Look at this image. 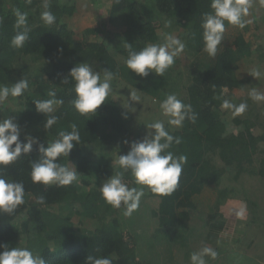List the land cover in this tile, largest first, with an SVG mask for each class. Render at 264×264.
I'll return each instance as SVG.
<instances>
[{"label": "trees", "instance_id": "1", "mask_svg": "<svg viewBox=\"0 0 264 264\" xmlns=\"http://www.w3.org/2000/svg\"><path fill=\"white\" fill-rule=\"evenodd\" d=\"M44 2L0 0V85L11 86L21 79L29 83L21 97L9 96L0 104V119L15 117L20 140L33 136L45 147L59 132L71 131V125L76 124L80 145L57 162L69 167L73 164L78 178L67 186L33 183L31 165L42 155L35 144L31 153L0 166V174L22 181L25 188L24 203L12 214L0 213V244L27 247L46 264H85L88 255L108 257L112 264H191L190 255L206 246L217 252L215 259L205 257L207 264H264L261 252L253 253L256 235L264 233V159L260 169L254 161L264 143V135L254 129L262 126L264 119L259 114L254 122L248 117L241 119L222 107L223 99L236 105L246 103L243 100L248 98L242 92L249 95L253 88L264 94L251 75L253 69L264 67V52L249 42L247 35L256 38V31L251 30L247 17L236 43L230 42L229 30L236 26L225 22L223 41L212 57L204 50L202 28L204 14L213 11L211 0H49V10L56 17L52 25L41 19ZM250 3L262 9L260 16L253 13L252 21L264 31V3ZM14 9L28 14L29 39L22 48H13L10 43L17 31ZM85 13L90 21L76 38L70 29L77 25V16L83 20ZM166 34L180 39L186 47L162 77L154 73L141 77L126 67L127 43L139 51L148 44H162ZM79 63L89 64L101 75L104 68L114 73L113 91L95 115H81L74 108V81L61 83ZM121 84L127 92L120 90ZM49 91H55L64 103L53 113L57 123L46 128L48 117L36 111L33 101L50 99ZM130 92L139 100L132 101ZM169 94L190 104L196 115L194 122L186 118L172 134L181 143L173 142L168 149L187 157L179 184L164 196L145 187L139 208L126 217L123 204L117 209L105 202L100 186L110 175L122 171L116 163L119 155L127 154L132 142L148 134L149 124L162 121L160 116L135 122L139 118L131 114V107L137 102L141 105L149 96L148 103L156 112L162 111L160 103ZM165 117L168 130L171 125ZM241 123L244 130L235 135ZM223 168L228 173L236 170V176L242 178L236 185L232 177L234 184L227 193L237 194L243 218L236 215L241 208L229 214L223 206L228 198L219 179ZM124 182L139 187L130 171L125 172ZM212 186H216L213 197L204 195L202 191ZM40 196L45 198L43 204L36 202ZM199 197L207 198L209 204ZM201 225L210 228L206 240L189 235L201 236L202 232H195ZM247 233L255 237L251 244L244 240ZM235 248L238 251L234 254Z\"/></svg>", "mask_w": 264, "mask_h": 264}, {"label": "clouds", "instance_id": "2", "mask_svg": "<svg viewBox=\"0 0 264 264\" xmlns=\"http://www.w3.org/2000/svg\"><path fill=\"white\" fill-rule=\"evenodd\" d=\"M119 2V0H117ZM264 3V0H261ZM41 13V19L52 25L56 21L55 15L49 10V0H45ZM212 12L205 13L202 19L204 50L209 56L214 57L218 45L223 41L225 22L244 28L248 23L244 18L251 7L250 0H211ZM16 17V35L11 39L13 48H22L29 39L28 14L14 9ZM128 57L125 60L126 67L141 77H147L150 73L163 76L174 64L175 58L184 51L186 45L180 39L171 34H166L162 44H148L143 49L135 51L131 44L127 43ZM255 79L264 73L259 69L251 72ZM74 81V92L76 98L73 100L74 108L81 114H96V110L104 104L112 93V80L114 73L104 68L103 75L95 71L89 64L79 63L74 66L68 76L61 83ZM29 83L26 79L8 85H0V104H3L9 96L21 97L28 89ZM254 101H264V94L253 88L249 93ZM50 99H39L33 101L36 111L47 115L46 128H51L57 123L58 117L53 115L56 106L62 105L64 101L56 98L55 91H49ZM131 100H139V97L130 92ZM222 107L231 110L233 115L243 114L247 109L246 103L233 104L228 99H223ZM164 116L169 117L167 123L177 128L183 126L185 119L195 121L196 115L190 104H185L175 94H169L160 103ZM126 118V117H125ZM154 130L139 141L131 143L130 150L125 155H119L116 161L122 171H116L110 175L100 186V193L105 202L119 209L124 205L123 215L131 217L139 208L145 187L151 192L164 196L170 195L178 186L182 169L187 161L185 155L176 156L168 151L173 142L181 143L179 137L169 134L163 121H156L148 125ZM20 126L15 117L9 116L0 119V166H7L16 161L21 155L29 154L33 145H37L41 155L39 160H34L31 165V180L33 183L44 185L56 184L67 186L78 178L76 167L58 163L60 156L69 157L70 152L80 145V134L76 124L71 125V131H61L58 138L54 139L45 147L33 136H25V141L20 140ZM127 143V141H125ZM131 172L134 183L139 187H130L124 182L125 172ZM25 188L22 181L6 179L0 174V213L12 214L16 208L24 203ZM37 203L43 204L45 198L37 197ZM240 218L244 216V209L236 212ZM0 264H46L45 259L35 255L27 247L0 244ZM217 252L211 247H203L198 252L190 255L191 264H207L205 257L215 259ZM85 264H112L108 257L88 255Z\"/></svg>", "mask_w": 264, "mask_h": 264}, {"label": "rangeland", "instance_id": "3", "mask_svg": "<svg viewBox=\"0 0 264 264\" xmlns=\"http://www.w3.org/2000/svg\"><path fill=\"white\" fill-rule=\"evenodd\" d=\"M257 9L258 8H256L253 5H251V7L249 8V13L246 16L247 19H248V21H249V23H250L251 30L252 31H256V33H255L256 38L255 37H251L250 35H247V37L249 38V42L251 43L252 47L255 48L256 46H259L260 48H263L262 51L264 52V31H262V29L261 30L257 29L256 28L257 25L255 23H253V21H252L253 16H254V14H253L254 12L257 13L256 17L257 16H260L262 14V9L261 8H259V10H257ZM82 17H83V20L80 19V15L77 16V18H76L77 25L72 26V28L70 29V30H73V35L76 38H80L81 37V33H79L78 31L83 32L85 30V28L88 26L87 25L88 24V21H90V17L88 15V13H85ZM229 30H230V34L232 33V36L231 37L233 39V40L231 39L230 42L236 43L237 42V39L236 38H237V36L240 33L239 27L236 26L234 29H233V27H231ZM260 35H262V39H260ZM224 52H226V51H224ZM181 58H184V56L182 55ZM217 58L218 57H216L215 59H217ZM261 73H264V67L261 68ZM255 83H256L257 86H259L258 87V88H260L259 90L264 89V75H262L260 78H258ZM252 84H253V86L255 85L253 82H252ZM119 88H120L121 91L125 90L127 92L126 87L124 86V84L119 85ZM131 89H132V87H131ZM218 91L220 92V90H218ZM242 95L244 97H247L248 98L247 100L246 99L243 100L247 104V109H246V111L243 114H239L238 116L241 119L242 118L244 119V118H247V117L248 118H251V120L254 122L253 119L256 117V114H259L264 119V102L263 101H259V102H256L255 103L254 101H252V99L250 98V96L246 92H242ZM115 96H117V95H115ZM150 98L151 97L148 96L146 98V100L142 102L141 105L139 104V102H137L138 104L135 105L136 107L135 106L131 107V114L134 117L136 115L137 118H139L135 122H139V121L142 122V121H144L146 119L147 120L149 118H152L153 119L155 117H160V116H162V117H160V120H162V121L165 120V119H163V113H162V111H159V112L157 111L156 112V107L155 106H152L150 103H148V100L151 101ZM234 98H237V97L235 96ZM126 99L128 100V97L127 96H126ZM243 101H241V102H243ZM225 110H227V109H225ZM156 113H157V115H156ZM228 113L233 115V112L231 110H229ZM247 113H248V115H247ZM153 115H155V116H153ZM221 115L224 116V117H226V114L225 113H223ZM233 116H235V115H233ZM167 118H169V117H167ZM165 121H163V122L165 123ZM243 123L239 124L240 125L239 128L242 127V129L236 128V130H234L235 135L236 134H239L240 131H243L244 130V124ZM137 127H140V125H137ZM177 130H180V127L177 128L175 126H171V127L168 128L169 134H171V135L174 134ZM254 130L258 134L261 133V135L262 134L264 135V122H263V125L262 126H257V127H255ZM148 132H149V130L147 128L146 133H148ZM260 146L261 147H259L257 153L254 155V161H256L255 162V165L258 166V169L261 168V166H262L261 160L264 159V154H261V152H262V150L264 148V143H261ZM253 167H255V166H253ZM232 172H233V174L230 175ZM232 172L231 173H228V172L224 171V168H223L222 171H221V173H220V175H219L220 176L219 179L222 181L221 183L223 185L222 186L223 187L222 192H223L224 195H226L228 197L227 200L225 199L226 200V205L224 203L223 206L224 207L225 206L227 207V209H228L227 211L229 212V214L235 208L236 209H240L241 206H242V205H239L238 202H237V194L236 193H227V191L230 190V188L234 184L233 179H234L236 185L239 183V181H242L241 176H236V170H234ZM232 177H233V179H232ZM248 178L249 177H247V176H244L243 177L244 180H248ZM237 180H238V182H236ZM214 187H216V186H212V187L206 188L202 192L204 193V195H211L213 197L214 194H213L212 190L213 191L215 190ZM223 194H222V197L224 196ZM199 199H202L201 200L202 203L205 202L206 205L209 204L208 203L209 200L207 198L204 199L203 197H199ZM262 200H263V205H264V199H262ZM224 216H225V218L228 219V216L227 215H224ZM227 222H228V220H227ZM148 224H149V222H148ZM203 224H205V223H203ZM234 226H235V223H233L231 225V228H233ZM256 230H261V229H256ZM209 231H210V228L209 227H207L205 225H201L198 228H196V230H195L196 233L202 232V235L201 236L193 235V234H189V235L191 237H193V238L194 237L197 238L198 240L200 239V237H201L200 240H206L207 239V236L209 235ZM144 236H146V235H144ZM244 240L246 241L247 244H249V243L251 244L252 241L255 240V237L252 234L247 233V235H246V237H245ZM236 250H237V248H235L233 250V253L234 254L236 253ZM257 252H261L262 256H264V233H260V234H257L256 235V243H255V245L253 247V253L254 254H257ZM254 254H252V255H254ZM248 259H249V262L252 263V260H251L252 259V256L251 255L248 257Z\"/></svg>", "mask_w": 264, "mask_h": 264}]
</instances>
